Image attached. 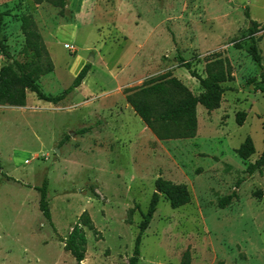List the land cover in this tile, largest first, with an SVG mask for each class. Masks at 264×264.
Returning <instances> with one entry per match:
<instances>
[{
  "label": "rangeland",
  "instance_id": "rangeland-1",
  "mask_svg": "<svg viewBox=\"0 0 264 264\" xmlns=\"http://www.w3.org/2000/svg\"><path fill=\"white\" fill-rule=\"evenodd\" d=\"M0 11L6 49L45 93L90 64L54 104L21 89L0 54V264H77L62 241L76 222L87 237L80 264H128L158 177L185 184L190 200L173 208L160 194L137 264H177L185 252L190 264H264V167L245 170L264 149V0H66L63 14L50 0H0ZM217 56L233 77L220 106L197 105L194 137L158 139L126 93L169 71L197 95L178 57L207 77ZM247 137L254 153L243 159ZM44 177L53 226L38 205Z\"/></svg>",
  "mask_w": 264,
  "mask_h": 264
},
{
  "label": "trees",
  "instance_id": "trees-1",
  "mask_svg": "<svg viewBox=\"0 0 264 264\" xmlns=\"http://www.w3.org/2000/svg\"><path fill=\"white\" fill-rule=\"evenodd\" d=\"M38 2L42 0H36ZM54 5L63 9L66 5V0H50ZM4 13L0 11V54L12 59L13 64L18 69L21 79V89H28L35 93L39 100L52 102L54 104L66 98L72 91L78 87L89 71L90 64H84L78 73L73 78L69 86L63 89L58 94L50 95L45 93L40 86L33 80L25 71L19 61L14 59L6 49L1 38V25ZM255 31L253 28L250 30ZM248 52L252 59L260 63L261 56L257 46V39L251 37V43ZM180 66L186 68L189 74L198 79L202 91L199 94H194L171 72H165L158 76L152 77L144 82L143 86L133 93H126V100L133 108L135 113L141 118L143 123L157 136L158 139H177V138H192L197 131V105H203L208 112L220 106L221 97L228 85L224 83L233 79L229 67L226 65V60L215 57L207 64L209 74L207 77L201 76L195 69L192 68L191 62L178 57ZM262 74V82H264V72ZM264 84V83H263ZM260 90L264 91V85L260 86ZM19 100V99H18ZM10 104H21L19 101H8ZM245 117L244 112H238L236 122L241 125ZM91 126L81 127L78 133H85L91 130ZM239 157L246 159L254 153V146L250 137H247L236 149ZM264 167V149L255 159L246 167V172L252 174L255 171H261ZM39 192L38 205L39 209L46 220L53 226L51 221V212L48 201V179L44 177L41 185L35 187ZM155 189L151 194V198L146 212L142 214V220L138 223V233L135 237L134 248L132 255L129 258L128 264H137L140 256L141 238L149 225L153 213L158 204L160 194H163L173 208L181 206L190 200L188 188L183 183H174L169 180L158 177L155 180ZM237 197L235 191H231L218 199L219 207H225L234 198ZM132 209L129 210L131 215ZM81 220L84 224H90V219L86 215H81ZM93 228L92 225H89ZM64 249L69 251L74 257L77 264L84 259L86 250L87 237L79 222H76L68 235L62 238ZM171 264V263H166ZM177 264H190L189 255L184 253L181 261Z\"/></svg>",
  "mask_w": 264,
  "mask_h": 264
},
{
  "label": "water",
  "instance_id": "water-1",
  "mask_svg": "<svg viewBox=\"0 0 264 264\" xmlns=\"http://www.w3.org/2000/svg\"><path fill=\"white\" fill-rule=\"evenodd\" d=\"M56 151L58 152V149H57ZM156 191L158 192L159 190H158V189H156Z\"/></svg>",
  "mask_w": 264,
  "mask_h": 264
},
{
  "label": "bare ground",
  "instance_id": "bare-ground-1",
  "mask_svg": "<svg viewBox=\"0 0 264 264\" xmlns=\"http://www.w3.org/2000/svg\"><path fill=\"white\" fill-rule=\"evenodd\" d=\"M85 260V259H84Z\"/></svg>",
  "mask_w": 264,
  "mask_h": 264
}]
</instances>
